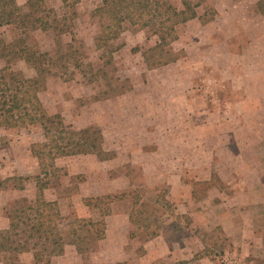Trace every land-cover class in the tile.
Wrapping results in <instances>:
<instances>
[{
  "label": "rangeland",
  "instance_id": "374dc122",
  "mask_svg": "<svg viewBox=\"0 0 264 264\" xmlns=\"http://www.w3.org/2000/svg\"><path fill=\"white\" fill-rule=\"evenodd\" d=\"M17 1L22 13H29L28 3L22 6L19 4L21 0ZM182 1L171 0L172 4L178 8H182ZM231 1L192 0V3L200 5L197 9L198 13L204 15L202 17L208 20L216 13L214 9H222L225 6L230 7L232 6ZM79 2L81 0L77 2L75 0H68L63 8L60 7L59 0H44L43 4L49 10L47 11L50 18L48 23H52L55 27L49 31H43L32 26L24 29L0 25V54L5 43L9 44L19 39L25 40L26 44L30 46L33 44L38 45L40 50H54L56 44H58L56 41L60 42L59 40L62 39L63 45H61V49L69 55V60H67L69 66L65 69H56L53 74L48 76L46 81L47 87L40 93V97L46 107L45 109L50 114L60 112L59 109L67 110V122L77 128L94 121L104 122L99 114L104 113L106 109L94 105L96 101L93 95L101 97L102 95L110 94L108 92L107 81L102 78L100 69L108 60H113L111 51L116 47L115 44H111L110 47L112 49L107 46L98 52L91 46L93 34L96 33L98 27H101L103 20H91L87 16L88 8L80 4L78 5ZM238 5H240L236 9L239 12L238 15L233 17L226 16V18L221 17V19H217L209 24L205 30L203 28L197 29V27L193 26L187 28L185 23L179 25V39L174 43L173 48L181 55L179 60L184 59L185 63L179 64L174 70L176 71L175 73L170 72L164 76L166 80H164L160 91L157 92L161 101L160 103L164 107V113L152 118L157 125V129L159 127L170 128L173 123L179 122L178 119H184L182 115L173 114L177 107H181L180 102L176 103L171 100L173 96L171 92L174 89H176L175 93L177 91H185V93L189 91L190 94L196 92L198 98L194 105H198L199 107L210 105L214 108L222 106L224 109H227L225 110L226 112L210 116V121L207 122L210 125L208 137L212 139L216 138L215 140L227 141L232 146V154L228 153L223 146L216 147L213 141L209 152H211V155L214 152L218 153L217 156L221 157L238 156L240 163L237 162L236 165L241 168L247 166L242 169V176L246 177L242 183L250 190L234 194L236 191L234 186H229L218 178L213 180V186L216 185L219 191L215 189L209 193L206 185L195 186L196 200L208 196L209 201H211L209 206L212 205V213L210 210L211 216L204 215V207L201 205H208L204 200H202V203H199V201L193 205L192 213L196 220V224H194L196 235L192 236L203 237L211 242L214 251L213 255L214 257L215 255L217 256L214 258L217 264H264V243L262 244L260 241L252 245L241 243L234 240V236H226L218 227L216 228L219 219H226L227 217V221L229 222L230 219L235 217L236 221L238 223L241 221V226L244 227L242 233L237 231L236 238L238 240H240V234L251 235L248 230L249 225L253 223L256 237L258 240L264 241V196H262V182H264V0H244L243 4L240 3ZM42 16L44 14L40 10L35 18ZM56 19L57 23L54 22ZM124 27L130 30L128 21H126ZM131 28L132 30L137 29L132 26ZM60 29H64L71 34L67 35L68 32H66L61 38L59 34ZM74 30L80 31L77 36L73 34ZM146 31L150 33L148 36H150V39L152 37L153 40L152 30L148 28ZM219 33H222V35ZM70 36L72 41L70 40ZM87 38L88 40L85 41ZM250 44L256 45L259 50L256 52L248 49L246 50L245 57L238 53L243 46H250ZM187 46H189V49H192L190 50L192 53L189 56L186 54ZM145 48V46H142L141 49ZM138 50H140L138 46L131 49L132 52ZM125 54L126 57H122L121 60H125L126 65L134 63L137 59L141 60L140 56L133 57V53L131 52H126ZM238 54L242 57L239 58ZM220 55L222 56L220 57ZM186 56L187 59L185 58ZM115 61L120 63V58L115 57ZM231 65L239 67V81L236 83H232L231 75L228 71ZM10 72L23 73L27 78H32L35 75V71L25 61L17 60L13 56L11 57V61L7 62L6 59L0 56V79H5ZM258 75L262 80V84L254 82V78ZM173 76H176L177 80ZM1 83L0 90L2 88ZM24 88L25 86L22 85L23 90ZM192 88L195 92L192 91ZM76 95L83 96L81 99L76 100L73 97ZM235 95H240L241 99H235ZM72 98L75 101H71L70 99ZM139 102L141 101L138 100ZM235 102L237 103L235 104ZM228 109H233L232 111L236 109L241 111V113L232 114L233 112H229ZM79 112L82 114L79 115ZM104 115L106 116V114ZM113 116H116V118L113 117L115 119L111 121L115 123L116 127L115 130L109 133L108 138L110 141L116 139L125 142L140 140L142 138L143 135L140 130L142 122L135 117L136 115L118 113V115L114 114ZM8 117V125L0 128V190L9 189L12 186L18 187L20 191L25 190L23 196L15 198L9 203L12 206L11 208L25 207L31 201L36 203L43 202L46 201V198L41 190L34 191V200L28 194L31 190L30 186L33 178L36 179L38 175L41 177L49 175L51 183L49 189L59 192L60 196L65 199L64 206H66L67 211L64 214L65 219L61 222L60 229L62 237L69 244L70 241L75 239L71 235L70 223L72 225L73 221L78 219L77 209L80 206L92 204L94 206L99 205L104 211H108L109 209L111 198L108 196H104V198H82L80 196L83 189L80 184L86 182V173L83 171L88 166L90 169L92 164H95L97 168L100 167L96 164V160L90 158V156H68L61 161H54L55 158L47 156L48 142L54 136L44 132L40 126L22 128L18 125L16 116L9 115ZM109 119L104 123L108 124ZM235 122L243 123L242 129L237 132H229L227 130L228 125ZM127 126L128 128L126 129L125 127ZM219 126L221 130H219ZM234 139L241 145L237 146L236 142H232ZM162 140H166V138ZM168 140L170 141L171 139L168 138ZM168 140L165 141L164 145H166ZM114 154L116 153L113 151H107L106 158H110ZM170 154L171 151L166 152V156H170ZM232 157L231 159L235 160ZM258 159L261 161L259 173H250L248 165L254 164ZM104 165L106 166V164ZM102 167L103 170L106 168ZM209 167L211 168V165L171 164L167 162L157 165V170L166 172V174H169L171 171L180 173L186 171L189 174L190 172L203 170V168L207 170ZM222 167L226 168L222 169V174L226 180L225 182H227L231 176L230 169L234 165L229 166L224 164ZM146 169L147 171H154L152 167H146ZM126 170L136 177L134 183H144V180H137V177L140 176L143 170L141 165H128ZM126 170L121 167L114 170V174L124 173ZM199 176L202 179L204 174H200ZM8 179L10 180L8 181ZM148 183L149 181H145L144 184L146 186L134 188L130 192L123 193L120 196H129V198H132L136 202L141 212V216H139L142 220L141 223L147 228V233L152 237L165 234L169 238V241L178 238L182 239L185 233L181 235L177 231H174V229H179V225L181 224H176L173 227L171 223L169 226H166L169 223L168 221H171L173 212L172 206L165 204L167 203V195L170 188H168L166 183L155 186H149ZM178 185L187 187L186 182L184 185ZM102 187L103 184L101 182L97 183L96 190H100ZM188 189H192V187L189 186ZM219 196L224 201L219 200ZM235 196H238V201H240V204H243L241 206L242 210L240 208L233 210L234 207L227 208V210L225 207H216L222 203H227L229 206L228 201ZM9 198L10 195L7 192L0 194V200H8ZM190 218L191 216H180L178 221L183 225L185 223L190 225L192 222ZM78 225L76 224L71 227L74 229ZM87 227L85 226L81 229V237H86ZM99 229H101V226ZM99 229L97 228L98 231H100ZM87 237L95 236L87 235ZM90 241L92 248L89 252L84 253V264H102L91 260L92 254L97 252L98 244L96 240ZM85 244H87V241L81 244V248ZM5 257L8 259L6 260ZM10 257L8 254L4 256V254L0 253V263L41 264L32 262V258H20L12 262ZM130 263L137 264V261L134 260ZM51 264L53 263L51 262Z\"/></svg>",
  "mask_w": 264,
  "mask_h": 264
},
{
  "label": "crops",
  "instance_id": "0c3cea01",
  "mask_svg": "<svg viewBox=\"0 0 264 264\" xmlns=\"http://www.w3.org/2000/svg\"><path fill=\"white\" fill-rule=\"evenodd\" d=\"M243 1L244 0H232V6H225L222 9H214L216 14H214V18H212L208 22H204L200 18V13H198V10H196L198 17L189 20L185 23V25L187 28L193 26L197 27V29L203 28V30H205L209 24L213 23L217 19H221V17L226 18V16L233 17L238 15L239 12L236 9H238L240 6L238 4H243ZM27 3L28 0H21L19 4L24 6ZM59 3L60 7L63 8L66 5V2L64 3L63 0H59ZM79 4L88 8L87 16L91 20H103L101 17L94 16L93 14L94 10L102 5V0H81L78 5ZM103 23L104 20L101 24V27H98L96 29V33H94V36L92 37L93 42L91 46H93V48L96 49L98 52L102 48L97 47L96 39L100 37V35H102ZM125 23L126 22L123 23V32L120 38L114 41L117 43H111L116 45V47L114 48L115 52L112 53V62L113 65L117 68L115 72V77L116 79H118V88L122 87V91L114 92L115 94H109L104 96L102 95L101 97H98V95H93V98L96 101L94 105H98L100 106V108L106 109L104 113L102 112L99 114L100 117L103 118L102 121L106 122L109 118L112 119H109L108 124L100 121H94L86 123L77 128L74 127V125H72L71 123L67 122V110L59 109L60 112H57L64 117L66 125L72 129H81L89 126L99 127L104 135L105 152L113 151L116 154H114L110 158H106V160L103 161L99 160L94 155H72L73 157L90 156V158H94L96 160V164L100 167L97 168L95 164H92L90 169L88 166L87 169L83 171L84 173H86V182L84 181L85 183L80 184V186L83 187L80 196H82V198H104V196H108L111 198V202L109 204L108 211H104L102 208H100L99 205L94 206L92 204L89 206H80L77 209L78 219H88L94 223V226H88L86 228V237L84 236L85 240L83 239V242L81 241V243L87 241V244L82 245V248L85 250H80L78 246L72 244V241L67 244L66 240L64 239V251L62 252V254L53 256L51 258L52 263L84 264V253L89 252L92 248L90 240H96L98 244V249L97 252H94L92 254L91 260H95L97 263L102 264H131L130 262L134 260L137 261V264H217L214 259L215 257H217L216 255L215 257L213 255L204 256L200 259H196V255H201L206 245H209L212 251L213 247L209 240L204 239L203 237L198 238L197 236H192L196 235V231L194 230V228H196L194 225L196 224V220L192 213V210L194 204L198 203L199 201V203H202V200H204V202L208 204L207 206L201 205L202 207H204V215L211 216L209 212L210 210L212 213V205L209 206V203H211V201H209L208 196H205L203 199L201 198L200 200H196V182H212L213 180H215V178H218L225 184L229 186H234V189L236 190L234 194H239L242 191L250 190L249 188L247 189V187L244 186V184L242 183L243 179H246V177L242 176V169L247 166L241 168L236 165L237 162L240 163V159L238 156L221 157L217 156L218 153L214 152L213 155H211V152H209V148L211 147L213 141L216 144V147L223 146V148L228 151V153L232 154V146H230L227 141L215 140L216 138L212 139L208 137V135L210 134V125L207 122L210 121V116H216V114L218 113L226 112L225 110L227 109H224V107L222 106L219 108H214L210 105L199 107L198 105H194L198 97L196 96L197 93L193 90V88L192 91L195 92L193 94H190L189 91L186 93L185 91H177L175 93L176 89H174V91L171 92V95H173L171 97V100L175 101L176 103L180 102L181 107H177L173 114L179 116L182 115L184 119H178L179 122L173 123L170 128L159 127L157 129V125L153 121L152 117L164 113V107L160 103L161 101L158 97L159 94H157V92L160 91L162 85L164 84V80H166L164 76L170 72L175 73L176 71L174 70L176 69V67H178L179 64L185 62L184 59H178L175 62H171L169 64L153 68L151 66V63L146 59L145 52L156 45L158 37L153 34L152 36H154V39L152 40V37L150 39V36H148L150 33L146 31L148 30V28L144 30H132L131 24L129 23V30L124 27ZM179 25L177 26L178 39ZM66 32L68 31L64 30L62 34L60 32V37L62 38V35ZM79 32V30H74L73 34L77 36ZM69 34L71 33L68 32L67 35ZM219 34L222 35V33ZM87 40L88 38L85 39V41ZM137 46L140 47V50L132 52L131 49ZM142 46H145L147 49H141ZM250 46H243V48L238 53L242 54V56L245 57L246 50L249 49L254 50L256 52L257 50H259L256 45L250 44ZM190 50L192 49H189V46H187L186 54L188 56L190 55V53H192L190 52ZM126 52L133 53V57L140 56L141 60L139 61L137 59L134 63L126 65V61L121 60L122 57H126ZM240 54H238L239 58L242 57ZM221 56L222 55H220V57ZM115 57L120 58V63H117L115 61ZM185 58L187 59V56ZM238 68L239 67H236L235 65H231L228 69L231 75L232 83H236L239 81ZM173 78L177 80L176 76H173ZM254 82H256L257 84H262V80L259 75L254 78ZM82 96L83 95H76L73 97L77 100L81 99ZM74 98L70 100L75 101ZM238 98L241 99V96L235 95V99ZM40 100L44 105L41 97ZM138 100L141 102L138 103ZM236 103L237 102H235V104ZM228 110L229 112H233L232 114L241 113V111L236 109H234V111H232L233 109ZM118 113H122L124 115L126 113H130L134 116L136 115L135 117H137L142 122L140 130L143 136L140 140L125 142H121L116 139L112 141L109 140V133L112 132V130H115L116 127V125H114L115 123L112 122L116 118V116L113 115H118ZM81 114L82 113L79 112V115ZM104 114H106V116ZM242 126L243 123L235 122L234 124H229L227 130L229 132H237L242 129ZM125 128L127 129L128 126ZM219 130H221L220 126ZM230 137L232 138V136ZM164 138H166V140H162ZM168 138H170L171 140L169 141ZM167 140L168 142H166V145H164L165 141ZM232 142H236V140L234 139ZM236 145L240 146L241 144L237 143ZM168 151H171L170 156H166V152ZM231 157L237 161L231 159ZM64 158L65 157L60 159L55 158L54 161H61ZM167 162L171 164L174 163L211 165V168L209 167L207 170H204L205 168H203V170L197 172H190L189 174L186 171H182L181 173L177 171H171L169 174H166V172L157 170V165L164 164ZM104 164H106V166ZM135 164H139L143 168L140 176L137 177V180H144V183L145 181H149V186H155L158 184L166 183L168 185V188H170V191L168 192L169 194L167 195V202H170L173 212L171 221H168L169 223L166 224V226H169L171 223L173 224V227L176 224H181L179 225V229H174V231H177L181 235L182 233H185L182 239L178 238L169 241V238L166 237L165 234H159L152 237L150 234L147 233V228L141 223L142 220L139 217L141 216V212L139 207L136 205V202H134L132 198H129V196H120L123 193L130 192L134 188H142L145 185L142 182L140 183H142L143 185L134 183L136 177L132 176V174L128 173L126 170L128 165L132 166ZM224 164L229 166L234 165V167L230 169L231 176L228 178L227 182H225L226 180L222 174V169H226L222 167V165ZM102 166L106 168L103 170ZM260 166L261 161L260 159H258L256 162H254V164L248 165V169L250 173L257 172L258 174ZM121 167H123V169L126 171L124 173H119L115 175L114 170H117ZM146 167H152L154 168V171H147ZM200 174H204V177L202 179L200 178L201 176H199ZM184 181L186 182V188L185 186L181 187L178 185H184ZM100 182L103 184V187L100 190H96V185ZM262 184V196H264V182H262ZM189 186L192 187V189H188ZM30 189L31 190L28 195H30L31 199L34 198L35 190H41L42 194L46 198V202H57L60 212L62 213V216H64L67 211V208L66 206H64L65 199L60 196L59 192H54L55 190L53 191V189L49 188H38L36 184V179L34 178L32 180ZM208 189L210 193V191H213L218 188L216 185H212ZM4 192H7L10 195V198L12 199L9 198L8 200H0V230L6 229L9 225V220L4 214V209L7 206L11 208L12 206L9 203H11L13 199L23 196L25 190L20 191L18 187L12 186L11 188L6 190H0V194H3ZM27 197L29 198V196ZM219 200L224 201L221 196H219ZM228 202L230 204L229 206L227 205V203H222L217 205L216 207H225L226 210L227 208L234 207L233 210H237V208H240V210H242L241 206H243V204H240V201H238V196L232 197ZM180 216H191V224L189 225L188 223H185V225H183L182 223H180L178 221V218ZM202 217L204 218V216ZM224 217H226V215H224ZM101 222L103 225L99 224ZM227 222V217L226 219L221 218L219 219L216 225V228L218 227L223 233L226 234V236H234V240L250 245L256 244L258 241H260L262 244L264 243L263 240H258V238L256 237V232L253 223L249 225L248 230L250 231L251 235L246 236L240 234V240H238L236 238L237 231H240V233H242L244 229V227L241 226L242 222L240 221L238 223L235 217L230 219L228 223ZM98 226H101V229H99ZM97 228L100 231H98ZM87 235L95 237H87ZM33 255L34 254L32 252L26 253L20 255V258H32V262H35Z\"/></svg>",
  "mask_w": 264,
  "mask_h": 264
},
{
  "label": "trees",
  "instance_id": "16d2710c",
  "mask_svg": "<svg viewBox=\"0 0 264 264\" xmlns=\"http://www.w3.org/2000/svg\"><path fill=\"white\" fill-rule=\"evenodd\" d=\"M64 3L68 0H63ZM79 0H75L77 2ZM44 0H28L29 13H22L16 0H0V25L13 28H39L43 31L55 28L48 23L49 11L43 4ZM65 3V4H66ZM183 8L174 6L170 0H102V5L93 12L104 20L102 35L96 39L98 48L110 46L118 40L123 32V23L128 21L133 28L144 30L150 28L158 37L156 45L145 52L146 59L153 68L160 67L180 59L181 55L173 48V43L178 40L177 26L198 17L199 4H193L192 0H183ZM136 8V9H135ZM44 14L35 18L38 11ZM47 14V15H45ZM216 14V13H215ZM200 18L204 22L211 20ZM57 23L56 21H54ZM59 24V23H58ZM64 29L59 31V34ZM56 41L54 50H40L38 45H27L23 39L12 43H5L0 56L11 61V57L25 61L35 71L32 78H27L23 73L10 72L5 79H0V128L9 123L8 116H16L18 125L22 128L40 126L42 130L54 136L47 145V156L50 158H62L72 155H94L99 160H106L104 150V135L97 126H89L81 129H72L65 123L60 113L50 114L40 100V93L47 87V78L56 69L68 68L69 55L62 51V41ZM112 49V47H110ZM16 50V51H14ZM115 52V49L111 53ZM116 67L112 60L104 63L100 69L102 78L109 85L108 92H121L115 77ZM22 85L25 86L24 90ZM10 179H8L9 181ZM49 175L36 177L37 187L46 189L51 186ZM206 185L210 188L212 182H196L197 185ZM171 206L169 202L165 203ZM4 214L9 220L6 229L0 230V253L10 255L12 262L20 259V255L33 253L36 263L51 264V258L62 254L64 251V238L60 225L65 219L60 212L57 202H31L25 207L4 209ZM79 224L72 229L71 226ZM103 225L102 222L99 223ZM85 226H94L91 220L76 219L70 223L71 235L75 237L72 244L80 250L81 229ZM214 251L206 245L202 254L196 255V259L204 256H213ZM6 260L8 259L5 257ZM7 264V263H5Z\"/></svg>",
  "mask_w": 264,
  "mask_h": 264
}]
</instances>
